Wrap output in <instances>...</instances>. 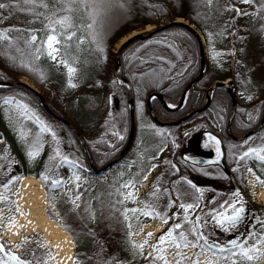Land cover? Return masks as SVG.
Here are the masks:
<instances>
[{
    "label": "trees",
    "instance_id": "obj_1",
    "mask_svg": "<svg viewBox=\"0 0 264 264\" xmlns=\"http://www.w3.org/2000/svg\"><path fill=\"white\" fill-rule=\"evenodd\" d=\"M0 3L7 5L0 9V31L8 30V39L0 40V80L16 81L19 75H26L42 88L55 82L59 90L43 92L42 96L49 107L63 117V100L78 89H82L93 101L103 94H106V100L112 94L122 99L119 110L125 118L121 133L118 130L109 132L105 139L103 133L96 135L97 123L87 129L88 134L85 128L73 122L84 137L96 166L106 164L127 139L129 109L125 108V97L128 88L114 74L117 61L114 45L132 30L141 29L147 24L158 26L163 21L180 17L192 24L204 38L202 46L207 51L202 76L189 87L177 109H165L159 99L153 97L152 109L160 117L174 118L202 105L208 86L216 79L230 78L236 93L251 87L252 83L264 97V0H255V16L252 19L245 16L241 0H87L86 3L79 0L75 3H69V0H44L48 5L46 8L33 7L24 4L22 0H0ZM66 8L71 11H65ZM64 16L70 18V26L55 27L63 56L79 63L80 84L73 86L53 66L46 46L42 47L49 34L47 25L53 19ZM73 33L72 39H64L65 34ZM32 35L37 37L35 43L31 42ZM118 61V72L133 86V100L139 94L156 91L166 101L177 103L185 86L199 70V37L186 25L174 23L147 37H135L126 42L120 50ZM249 73L251 80L248 79ZM146 79L147 83L143 84ZM6 89L28 96L32 104L55 123L57 129L61 128L73 135L69 127L63 126L42 107L40 95L23 84L0 85V119L3 101L7 98L15 101V97H10L5 92ZM263 105L261 102L252 112L236 106L231 129L239 132L252 127L255 124L253 116L255 113L256 118L261 116ZM105 108L106 106L101 111ZM134 109H137L135 103ZM230 109L229 91L224 86H217L211 91L208 105L185 119L186 129L203 127L228 138L226 126ZM213 112L218 117L216 125L213 124ZM74 142L82 149L76 136ZM232 145L236 148L240 146ZM82 155L84 156V151ZM227 165L230 167L228 160ZM46 186H49L48 182ZM63 226L74 240L75 257L82 255L81 264H121L129 260L124 255L128 243L122 238L120 229L104 233L106 240L103 257H100V252H91L89 245L79 248L73 230L68 225ZM186 227L189 229L188 225ZM85 229L94 232L92 227ZM101 230L99 227L95 232L102 233ZM8 253L17 256L24 264H31L34 257L33 253L21 256V252L4 249L0 251V259L6 261V264H16V261L9 259ZM146 262L147 259H143L141 264Z\"/></svg>",
    "mask_w": 264,
    "mask_h": 264
},
{
    "label": "rangeland",
    "instance_id": "obj_2",
    "mask_svg": "<svg viewBox=\"0 0 264 264\" xmlns=\"http://www.w3.org/2000/svg\"><path fill=\"white\" fill-rule=\"evenodd\" d=\"M254 2L255 0H251L250 3H243L241 0L242 10L245 16L250 17V19L255 16ZM176 19L187 22L180 17ZM163 22L166 23L167 21ZM154 27L157 26L147 24L136 31L144 34ZM126 36L124 35L115 43V50ZM262 38V47H264V34ZM56 47L58 49L55 53L56 59L49 57L53 66L64 74L70 85L80 84L79 63L77 60L73 61L71 58L63 56L59 44ZM206 51L204 49V53ZM69 67L75 70L71 74L68 71ZM248 79L251 80L250 73ZM18 80L27 83L41 95L43 92L49 93L55 89L59 90V86H56L55 82L42 88L26 75H19ZM145 83H147V79L143 84ZM7 92L10 97H15V101L10 98L7 99L11 103L4 106L2 113V123L8 137L6 143L0 145V245H3L4 249L17 253L21 252V256L33 253L34 257L31 264H55L58 259L51 239L40 230L29 233L20 231L13 240L9 238L8 226L12 224L17 211V193L14 188L21 177V174L12 176V169L16 164H19L21 168H33L41 175L39 178L44 187L48 216L63 228V225H68L73 230L79 248L83 249L89 245L91 252L99 251L100 257H103V247L106 240L104 233L108 230L120 229L122 238L128 243L124 255L129 259L121 264H141L143 259H147L146 264H165V261L167 264H175L177 260L181 261V264H185L183 255L187 254V258L191 257L193 247L182 246L179 249L181 255L177 256L178 250L170 242L158 243V237L167 232L171 225L184 221L185 213L179 205L194 204L186 196L188 193L185 186H179L175 183L170 186V190L176 196L177 201L174 206L172 205L173 214L168 219V224H164L160 219L151 221L150 218L139 216L138 213L134 215L128 211L133 208L143 209L146 204L154 206L162 194L164 183V175L162 173L155 174L156 172L151 170L156 169L157 162L161 164L165 157L162 141L154 137L152 124L144 121L140 116V114L144 115L143 109H146V93L137 95L134 100L137 106L134 112L137 128L130 152L120 163L111 167L107 172L108 174L89 178L79 170L84 160L78 144L68 142L64 136L62 137V133L65 134V131L61 128L57 129L55 123L34 106L28 96L15 90H8ZM121 101L122 99L115 94L109 95L108 100H106V94H103L96 101H93L82 89H78L63 100L61 107L65 118L71 119L79 127L85 128L86 131L91 125L97 123L96 135L113 131L121 133L125 118L123 112L119 110ZM261 102L263 105L264 97L252 83L251 87H247L244 91H237L236 103L239 108H245L252 112ZM105 106L104 112L101 111ZM125 108L128 110L126 99ZM137 110H140L139 115ZM138 116L141 118L139 119ZM256 116L255 113L253 118ZM98 117L99 120L97 121ZM255 137L243 141L235 149L240 158L238 163L241 177L245 176L246 171L244 168L246 159H241V157L246 152L247 147L249 145L254 149L264 147L259 145ZM157 147L160 150L155 154L153 151ZM30 152L35 153V155L30 156ZM65 157L67 160L64 159ZM68 159L74 162L72 167L67 165ZM77 176L79 177L78 180L76 179ZM45 180L49 186H46ZM54 180L61 181V183L53 185L52 181ZM125 184H129V187H123ZM130 192L133 193V198L128 197ZM257 193L254 198L259 201L255 203L257 215H259L260 202L264 198L261 186ZM194 211L195 209L188 213V218L192 222L191 225H188L189 229L195 223L194 220H191ZM185 226L183 225V228ZM85 227L87 229L92 227L94 232H88ZM99 227L102 229V233L95 232ZM148 233H152L151 237H148ZM190 237L193 236L188 233V238ZM72 242L71 264H81L80 257L82 255L75 257L73 238ZM141 244L144 245L143 248L135 247V245ZM153 245L156 247L154 248ZM161 255L165 258L164 261L157 259ZM205 262L206 260H203L201 263L205 264ZM214 263L217 262L212 260V264Z\"/></svg>",
    "mask_w": 264,
    "mask_h": 264
},
{
    "label": "flooded vegetation",
    "instance_id": "obj_3",
    "mask_svg": "<svg viewBox=\"0 0 264 264\" xmlns=\"http://www.w3.org/2000/svg\"><path fill=\"white\" fill-rule=\"evenodd\" d=\"M8 90L10 89H6L5 92ZM152 112L156 118L164 122L176 120L187 113L184 112L174 118L166 117L165 119L160 117V115L156 114L153 110ZM137 113L139 115L140 111H137ZM143 113L144 115L140 114V116H142V119H144V121H147L152 124L154 137H157L162 141V148L165 152V157L162 160L161 164L157 162L156 169L150 168L151 170H153V172H156L155 174L162 173L164 175L162 194L158 197L156 203L153 206L156 212H159L162 216L170 219L173 214L171 208L173 209V206L177 201L176 196L173 195L170 190V186L173 183L179 186L183 185L185 186V190L188 193L186 196H188V198L191 199L194 204H198V207L195 208L193 218L191 220L196 221L197 216L201 217L199 233L204 234L210 242H216L219 245L228 247L230 246L228 243L229 241H231L232 239L240 238L242 240L247 239L249 245L256 244L257 239L261 235H264V227L261 226L262 222H264V198H262V201L260 202L261 207H259V215H257V205L255 204L259 201L254 198V195L258 190L257 186H261L264 194V185L257 182V177H259L260 180L264 181V162L258 160L254 154L250 155L249 157H245L246 164L244 165V168H246V171L245 176L241 177L239 172L240 168L238 163V153L235 150L236 147L232 144L241 145L243 141L256 136L255 138L257 139L259 145L264 146V124L258 130L252 132L245 138L234 139L233 137L228 135L227 132L226 135L228 136V138L222 137L217 131L208 130L203 127L194 130H187V126L184 122L186 118L177 124H160L154 119L152 113L149 110H143ZM58 115L73 124V121L71 119L65 118L60 114ZM140 116H138L139 119L141 118ZM256 117L255 124L252 127L257 125L261 119V116L259 118ZM212 118L213 124L216 125L218 123V117L216 112H213ZM55 119L63 126L68 127V125L63 120L57 118ZM130 124L131 116L129 114V128L126 142L122 147L118 149L117 153L107 163H109L114 157H116L126 145L130 134ZM136 124L137 123L134 119L132 141L128 144L127 148L112 164L106 167L102 172H97L95 168L104 167L107 163L102 166H96L91 154L89 157L86 154L84 148H82L81 150L84 151V156L82 155L84 161L82 167H80L79 170H81L83 174L89 178H96L97 176H101L102 174H108V170H110V168L114 165L120 163L130 152L133 146V141L137 128ZM250 128H246L239 132H235L232 129L231 131L235 135H240ZM207 131L217 135L221 140L223 148V165L209 162H190L183 158L184 154L190 156H218L216 142L212 139H208L205 136V133ZM87 133L89 134V131H87ZM107 134V132L104 133L105 139L108 138ZM63 136L64 138H66V140H68V142L72 143L74 142L75 136L78 138L77 134L74 131L73 135L69 134L68 132H65L64 134L63 132L62 137ZM7 138V133H5V128L2 123L1 115L0 145L5 144ZM78 141L81 144L79 138ZM250 148L254 149L249 145L246 151H248ZM159 150L160 149L157 147L153 151V153L157 154ZM25 156L27 155L25 154ZM227 160L230 162V167H228L227 165ZM67 165L72 167L74 165V162L68 159ZM249 169H251V171H249ZM226 170H228V172H226ZM28 171L35 172V174L41 176L37 170L28 167L21 168L19 164H16L12 169V176H15V174H24ZM250 179L255 180L254 187H251L247 184ZM197 188L200 189V192L196 191ZM236 192H239V198L244 203V219L239 224L237 229L224 231L220 227H218L214 222L211 221L208 213L214 208L219 209V205L224 201L232 200L234 198L233 194ZM198 197L199 199H197ZM152 220L153 219H151V221ZM181 224L191 225L192 223H184L183 221ZM187 229L188 228H186L185 226V228H183V231L188 232ZM249 234L254 235L250 237ZM188 239L195 240V237L193 236ZM259 249L261 253L260 257L255 261L251 262V264H264V244L259 245ZM192 250L193 254L191 255V257L187 258V254L183 255L185 264H193L194 261H198V264H202L201 262L203 260H207V258L213 260L214 262H217L214 264H231L230 261L223 258L227 256V253L218 254L219 256H221V258L217 259L216 257L210 258L211 254L206 251L197 256V253L201 251L199 248H192ZM245 264H247V262H245Z\"/></svg>",
    "mask_w": 264,
    "mask_h": 264
},
{
    "label": "snow or ice",
    "instance_id": "obj_4",
    "mask_svg": "<svg viewBox=\"0 0 264 264\" xmlns=\"http://www.w3.org/2000/svg\"><path fill=\"white\" fill-rule=\"evenodd\" d=\"M22 2L24 4L32 5L33 7L42 6L46 8L48 6L46 3H44V0H22ZM75 2L76 0H69V3H75ZM79 2L86 3L87 0H79ZM209 2H211V0H209ZM242 2L250 3L251 0H242ZM6 7H7L6 4L0 3V9H4ZM64 10L71 11L70 8H66ZM69 19L70 18L68 16H64L59 19H53L49 23V25H47L49 29V34L47 36L46 41L42 43V47L46 46L48 56L54 60L56 59L55 53H57L58 51L56 45L60 43V39L58 38L55 26L59 25L63 28H67L70 26ZM7 31L8 30L0 31V40L8 39L6 35ZM73 35L74 33L65 34L64 39L70 40L72 39ZM36 40L37 37L35 35H32L31 42L35 43ZM37 51L39 52L40 49L38 48ZM68 71L71 74L75 70L69 67ZM4 103L6 104L11 103V101L5 100ZM253 154L258 160L264 162V147L259 149L250 148L248 151L244 152L241 159H244L245 157H249L250 155ZM29 155L34 156L35 153L30 152ZM64 159L67 160V157H65ZM249 171H251V169H249ZM146 178L147 177L145 176V179ZM76 179L78 180L79 177L77 176ZM257 182L264 185V181L260 180L259 177H257ZM52 183L53 185H58L61 183V181L54 180L52 181ZM123 187H129V184H125L123 185ZM196 191L200 192V189L197 188ZM128 197L133 198V193L130 192L128 194ZM233 197L234 198L232 200H226L223 203H221L219 205V209L214 208L208 213L211 221L214 222L218 227H220L224 231L237 229L239 224L244 219L245 208L243 201L239 198L240 197L239 192L234 193ZM197 199H199V197ZM179 207L182 208L185 213L184 223H192L188 218V213L190 212V210H194L196 207H198V204H180ZM128 211H131L134 215L138 213L139 216L147 217L150 219H160L164 224H168L169 222L167 217H164L159 212H156L155 208L150 204H146L145 208L143 209L133 208V209H129ZM139 216H137V219H139ZM200 220L201 217L197 216L194 225L188 230V233L194 236L195 240H189L188 233L181 230L183 228V224L176 223L174 225H171L168 228L167 232H165L164 234L158 237V243L163 244L166 241L170 242L178 250L176 253L177 256L181 255L179 249L182 246L199 248L201 251L197 253V256L206 251L210 253L212 257H216L217 259H220L221 256H219L218 254L227 253V256L223 258L230 261L231 264H245V262H247V264H251V262L255 261L260 257L261 253H260L259 245L264 244V235H261L257 239V243L254 245H249L247 239L242 240L240 238H236L228 242L230 246L225 247L223 245H219L216 242H210L204 234L199 233ZM261 226L264 227V222H262ZM151 235L152 233H148V237H151ZM253 235L254 234H249L250 237ZM145 243H147V240H145ZM143 246H144L143 244L135 245V247H139V248H143ZM153 247L155 248L156 246L153 245ZM3 250H4V246L0 245V251ZM7 255L10 260L16 261L17 264H24V262L20 261L17 256L12 255L10 253H8ZM234 258H238V259H234ZM157 259L162 261L165 260V258L162 255L158 256ZM0 264H6V261L0 259ZM165 264H167L166 261ZM175 264H181V261L177 260L175 261ZM193 264H198V261H194ZM205 264H212V260L211 259L206 260Z\"/></svg>",
    "mask_w": 264,
    "mask_h": 264
},
{
    "label": "water",
    "instance_id": "obj_5",
    "mask_svg": "<svg viewBox=\"0 0 264 264\" xmlns=\"http://www.w3.org/2000/svg\"><path fill=\"white\" fill-rule=\"evenodd\" d=\"M174 23H182V24L186 25L191 30H193L197 34V36L199 37V41H200V66H199L198 72L195 74V76L185 86V88H184V90H183V92L181 94V97H180V99H179V101H178V103L176 105L171 106L170 104H168L166 102V100L163 98V96L160 93H157L156 91H151V92H149L146 95L145 104H146L147 109L152 113V116L154 117V119L158 123H161V124H166V123L167 124H177L180 121H182L184 118H186L187 116H189L190 114H192L193 112H196V111H199V110L204 109L208 105L209 100H210V93L209 92L212 91L217 86H224L229 91V93L231 95V109H230V113H229V117H228V122H227V127H226V131H227V134L228 135H230L234 139H243L246 136H248L249 134H251L252 132L258 130L264 124V106H263V111H262L261 119H260V121H259V123L257 125H255L254 127L250 128L249 130H247L246 132H244V133H242L240 135L233 134L231 132V120H232V118L234 116V113H235V108H236L235 98H236V95H235V92H234V89H233V86H232L231 81H229V80H218V79L215 80V81H213L211 83V85L208 87L206 101L201 106H199L197 108H194V109L188 111L187 114H185L181 118L176 119V120H172V121H168V122H164V121H161V120H159L158 118H156L154 116V114L152 112V107L150 105V99H151V97L156 96L160 100L162 106L165 109L174 110V109L179 108L181 106V104H182L185 96H186V92L188 91L189 87L202 76V74L204 72V68H205V53H204V48L202 46V43H203L202 36L199 34L198 30L195 29L192 26V24H189L188 22H185L183 20L173 19V20L167 21L166 23L160 24L157 27H154L153 29H150L148 32H146L144 34L143 33H140V32H137V33L129 36L125 41L119 43V45L117 46V49H116V60L117 61H116L115 65H114V74H115V76L118 79H120L121 81H123L126 84V86L128 87L127 100H128V103H129V111H130V116H131L130 134H129V138L127 140L126 145L120 151V153L116 157H114L109 163H107L104 167L95 168L97 172H102L106 167H108L110 164H112L122 154V152L127 148L128 144L131 142L132 135H133V128H134V111H133V100H132L133 87H132V84L130 83V81L128 79L124 78L118 72V68H119L118 58H119V54H120V50H121L122 46L126 42H128L129 40H131V39H133L135 37H139V38L147 37L151 33L156 32L158 30H161L164 27H168V26H170V25H172ZM16 84H23V85H27L28 86V84L25 83V82H23V81L0 80V85H12L13 86V85H16ZM29 87H31V86H29ZM32 89L36 93H38L40 95V103L42 104V106L44 107V109L47 112H49L54 117H56V118H58L60 120H63L73 131H75V133L77 134L78 138L81 141V144H82V146H83L86 154L90 157V153H89L88 147H87V145H86V143H85L82 135L77 132L75 126L71 122H69L68 120H65V119L61 118L59 115H57L48 106V104L45 102L44 97L36 89H34V88H32ZM206 137L208 139H212L213 141L216 142L218 156H216V157L200 156V155L190 156V155L184 154L183 155V158L185 160L190 161V162H209V163H218V164H222L223 165V162H222V159H223V148H222V143H221L220 138L217 135L213 134L212 132H207L206 133Z\"/></svg>",
    "mask_w": 264,
    "mask_h": 264
},
{
    "label": "bare ground",
    "instance_id": "obj_6",
    "mask_svg": "<svg viewBox=\"0 0 264 264\" xmlns=\"http://www.w3.org/2000/svg\"><path fill=\"white\" fill-rule=\"evenodd\" d=\"M135 33L137 31L132 30L121 42ZM14 190L17 193V211L12 224L8 226L10 240H13L20 231L29 233L40 230L51 239V244L58 255L55 264H71L72 238L60 224L48 216L41 179L31 173L23 174Z\"/></svg>",
    "mask_w": 264,
    "mask_h": 264
}]
</instances>
